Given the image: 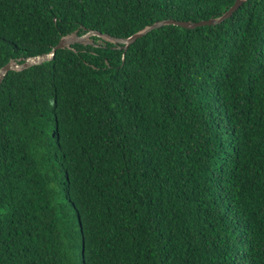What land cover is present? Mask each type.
<instances>
[{
    "label": "trees",
    "instance_id": "trees-1",
    "mask_svg": "<svg viewBox=\"0 0 264 264\" xmlns=\"http://www.w3.org/2000/svg\"><path fill=\"white\" fill-rule=\"evenodd\" d=\"M235 3L0 0V73ZM0 264H264V0L10 71Z\"/></svg>",
    "mask_w": 264,
    "mask_h": 264
},
{
    "label": "water",
    "instance_id": "water-1",
    "mask_svg": "<svg viewBox=\"0 0 264 264\" xmlns=\"http://www.w3.org/2000/svg\"><path fill=\"white\" fill-rule=\"evenodd\" d=\"M243 2H244V0H236V3L223 16H221L219 18L210 19L207 21L199 22V23H192V22H188V21H177V20H173V19H167V20H163V21H159V22L155 23L151 27H148L145 30H143L139 33H136L135 35H133L132 37H130L128 39L112 38L108 35L101 34L97 31H90V32H88L82 36L72 35V36L65 37L59 42V44L49 54L36 56V57H30L22 64L10 63V64L6 65L0 73V85L3 81V79L6 77V75L10 71H23V70L29 69L35 65H40L44 62H47V61L53 59L56 55V52L60 49L69 48L74 44H89L90 38L92 36L103 37V38H105V39H107L113 43L123 45L125 49H128L133 43H135L138 39L142 38L143 36H145L149 32L156 30V29H159L161 27L167 26V25H174V26L183 27L186 29H194V28H197L200 26H214V25L220 24L223 21H225L226 19L231 18L232 15L235 12H237L238 9L242 6Z\"/></svg>",
    "mask_w": 264,
    "mask_h": 264
},
{
    "label": "clouds",
    "instance_id": "clouds-1",
    "mask_svg": "<svg viewBox=\"0 0 264 264\" xmlns=\"http://www.w3.org/2000/svg\"><path fill=\"white\" fill-rule=\"evenodd\" d=\"M245 1V0H244ZM244 3V2H243ZM91 39V38H90Z\"/></svg>",
    "mask_w": 264,
    "mask_h": 264
},
{
    "label": "rangeland",
    "instance_id": "rangeland-1",
    "mask_svg": "<svg viewBox=\"0 0 264 264\" xmlns=\"http://www.w3.org/2000/svg\"><path fill=\"white\" fill-rule=\"evenodd\" d=\"M90 42H91V39H90Z\"/></svg>",
    "mask_w": 264,
    "mask_h": 264
}]
</instances>
